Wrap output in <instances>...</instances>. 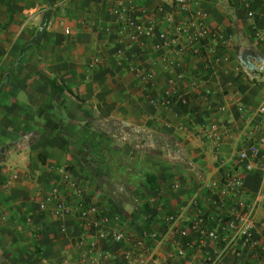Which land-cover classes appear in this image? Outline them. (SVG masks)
Returning <instances> with one entry per match:
<instances>
[{
  "label": "crops",
  "instance_id": "1",
  "mask_svg": "<svg viewBox=\"0 0 264 264\" xmlns=\"http://www.w3.org/2000/svg\"><path fill=\"white\" fill-rule=\"evenodd\" d=\"M187 1L212 36L190 33L184 47L172 32L157 49V30L170 23L156 10L167 0H0V264H96L106 252L101 264H125L112 231L132 242L157 232L156 262L187 264L194 252L177 255L179 232L201 215L223 226L214 203L222 177L264 117V51L249 49L239 0ZM131 7L155 26L151 38L139 39ZM189 13L175 19L186 25ZM179 97L184 110L162 103ZM66 174L92 208L85 221L54 204L40 209L54 196L71 201ZM241 175L258 198L264 245V181ZM99 214L109 223L97 233ZM206 253L219 264H264L256 251L222 254L211 241Z\"/></svg>",
  "mask_w": 264,
  "mask_h": 264
},
{
  "label": "built area",
  "instance_id": "2",
  "mask_svg": "<svg viewBox=\"0 0 264 264\" xmlns=\"http://www.w3.org/2000/svg\"><path fill=\"white\" fill-rule=\"evenodd\" d=\"M168 4L157 8L156 13L160 16L165 15L166 20L170 25L168 28H159L157 30V37L159 43L156 45L157 49H161L167 44V39L172 32H176L180 37H176L175 42L179 45L187 47L191 44L187 41L185 36L193 34L199 41L207 37H211L210 32L206 26L204 17L201 12L189 13V4L187 0H167ZM245 11L246 20L250 25V50H258L262 55L264 51V0H239ZM137 8H130L129 23L134 26L139 39L151 38L155 30V26L146 27L144 24L133 19V15ZM189 13L187 16L186 25H182L175 19L177 12ZM242 48V47H240ZM239 48V50H240ZM258 54V55H260ZM148 75V78H151ZM162 103L165 106L174 104L188 103L186 97H179L173 100L163 99ZM244 119L251 116L245 108H239ZM264 114V106L260 109ZM252 119V118H251ZM215 127L212 126V131L215 132ZM213 136V135H210ZM242 173H256L261 181H264V117L263 120L256 122L252 127L245 147L239 152L236 162L227 168L222 177L220 189L216 193L214 203L220 207V210L225 213L223 226L218 228L213 226L214 218L199 216L192 221L187 227L179 232L180 243L177 248V255L182 258L186 254V250L190 249L194 252L193 258L187 264H219L217 259L203 258V254L207 256L206 249L208 242L218 243L221 246L222 254L232 253L236 255L244 254L247 250L255 252L256 255L263 259L264 262V245L262 244V237L258 234L256 223L254 220V211L257 208L258 198H251L243 182ZM66 186L73 191L71 201H66L62 196H54L46 202L40 203V209L45 210L47 206L54 204V213H60L71 209L75 216L85 221L92 210L88 200L83 197L75 179L66 174L64 176ZM178 218L169 216L166 218L167 224H175ZM109 223V218L104 214H99L97 218L91 222L92 229L100 233L101 230ZM196 234V240L191 241V233ZM112 236L115 244L125 246V264H158L153 258V247L151 243L157 241V232L143 233L141 237L132 242L126 233L111 232L107 233ZM94 249L96 242L90 243ZM110 253H103L97 260L96 264H101L104 258H109Z\"/></svg>",
  "mask_w": 264,
  "mask_h": 264
},
{
  "label": "trees",
  "instance_id": "3",
  "mask_svg": "<svg viewBox=\"0 0 264 264\" xmlns=\"http://www.w3.org/2000/svg\"><path fill=\"white\" fill-rule=\"evenodd\" d=\"M78 98H79V97H78ZM178 105H179V107H180L182 110L185 109V105H183V104H181V103H179ZM148 182L150 183L151 188L154 189V186H153V183H154V182L152 181V176H150V177L148 176ZM36 253H37V254H40V251H39L38 248H36Z\"/></svg>",
  "mask_w": 264,
  "mask_h": 264
}]
</instances>
